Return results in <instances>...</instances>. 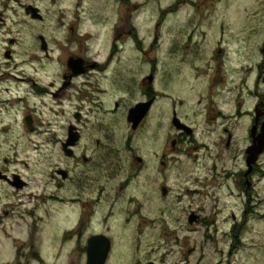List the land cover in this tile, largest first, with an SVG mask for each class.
I'll use <instances>...</instances> for the list:
<instances>
[{
	"label": "flooded vegetation",
	"instance_id": "flooded-vegetation-1",
	"mask_svg": "<svg viewBox=\"0 0 264 264\" xmlns=\"http://www.w3.org/2000/svg\"><path fill=\"white\" fill-rule=\"evenodd\" d=\"M42 1L0 0V142L10 138L5 112L26 102L10 80L28 82L40 115L25 113L23 123L37 138L38 164L49 154L58 160L43 191L53 184L49 200L72 218L60 235L68 264H111L117 253L137 254L143 203L136 190L147 201L155 164L166 178L183 144L195 145L189 155L201 166L200 182L217 187L212 174L229 165L239 194L256 200L257 179H264V151L257 154L264 142V0H255L258 7L247 0H164L157 23L156 0H94L98 8L46 0L51 24L37 5ZM19 10L34 23L14 25L21 27L17 39L6 15ZM218 15L225 21L219 24ZM250 15L259 16L256 24ZM236 17L247 22L234 23ZM26 31L34 32L36 49L18 66L16 47ZM29 65L34 72L19 71ZM200 123L218 151L196 145ZM16 176L24 181L0 170V227L12 217L3 204L8 189L28 188L13 186ZM161 192L167 200L166 185ZM188 223L201 218L193 212ZM32 234L11 264H45Z\"/></svg>",
	"mask_w": 264,
	"mask_h": 264
},
{
	"label": "rangeland",
	"instance_id": "rangeland-1",
	"mask_svg": "<svg viewBox=\"0 0 264 264\" xmlns=\"http://www.w3.org/2000/svg\"><path fill=\"white\" fill-rule=\"evenodd\" d=\"M73 1L76 3V0ZM163 2L161 0L159 4L158 0L155 1V9L158 11L155 13L156 23ZM246 4L258 7V1L255 0H247ZM37 5L47 17L46 23L51 24L52 6L46 0L37 2ZM84 7L98 8L99 5L94 0H85ZM218 17L219 24L226 19L222 15ZM258 17L250 15L247 17L248 22L256 24ZM6 18L15 31L13 37L17 39L19 37L15 33L21 27L14 25L34 23L21 10L16 14L10 11ZM237 22L247 21L245 17L241 20L236 17L234 23ZM31 33L34 32L26 31L16 47L19 53L16 60L18 66L23 61L30 60V52L36 49L34 38L29 36ZM34 67H20L19 71L34 72ZM28 76L34 78L32 75ZM10 86L14 88V93L20 92L16 96L24 97L26 105H18L17 108L5 112L10 138L0 142V170L5 169L10 175H20L28 188L21 191L10 188L6 192L7 197L3 204L10 206L12 217L5 227H0V264H11L16 257V247H25V243L32 238V233H35L36 239L33 241L42 253L45 264H68L71 257L65 255V251L61 249L60 235L68 227L71 214L67 208L61 209L58 204L49 200L48 196L55 190L53 184L46 191L42 187L44 181L49 183L47 171L51 173L55 169L57 156L52 157L49 154L46 160L42 157L43 164H38L37 138L23 123L25 113H31L37 118L40 115L35 106L32 85L10 80ZM200 124L197 126L196 145L206 144L210 152L218 151L219 148L212 142L214 137L203 134L206 127L203 123ZM171 133V137H174L173 127ZM193 146L195 145L183 144V151L170 157L166 178L158 175L159 165L155 164L151 172L154 182L151 186L146 184L144 189L147 192V201L143 197L144 193L137 188L136 195L143 203L142 207L138 206L137 226L139 232H143L142 244L138 246L135 256L117 253L111 264H122V259L123 264H145L149 261L158 264H228L230 261L232 264H264V179H257L259 196L252 203L248 202L244 194H239L234 178L228 177L233 172L229 165L219 164L218 173L211 176V185L216 184L217 187L207 186L200 182L204 176L199 175L197 170L201 166L196 165L189 155ZM222 151L227 150L223 147ZM162 185H166L170 191L167 200H163ZM193 212L200 216L201 223L190 226L188 218ZM39 218L44 221L40 222ZM36 222L38 226L34 229ZM241 226V231L233 230ZM233 244L235 249L230 260L229 253Z\"/></svg>",
	"mask_w": 264,
	"mask_h": 264
},
{
	"label": "water",
	"instance_id": "water-1",
	"mask_svg": "<svg viewBox=\"0 0 264 264\" xmlns=\"http://www.w3.org/2000/svg\"><path fill=\"white\" fill-rule=\"evenodd\" d=\"M30 12L31 13H29V11H28V14H31L33 19H36L37 14H38V10L31 8ZM253 151H254V149H253ZM263 151H264V142L261 144V149L257 151V154H261ZM13 186L17 187L18 189H23L26 186V182L20 180V177L16 176L15 177V182H13ZM167 192H168L167 189H163V194L165 196L167 195ZM195 219L196 218L193 216L190 219V221L193 222ZM100 264H103V262L100 263Z\"/></svg>",
	"mask_w": 264,
	"mask_h": 264
}]
</instances>
